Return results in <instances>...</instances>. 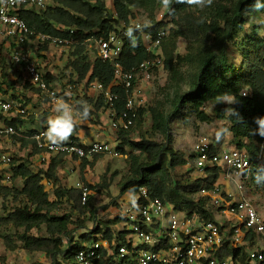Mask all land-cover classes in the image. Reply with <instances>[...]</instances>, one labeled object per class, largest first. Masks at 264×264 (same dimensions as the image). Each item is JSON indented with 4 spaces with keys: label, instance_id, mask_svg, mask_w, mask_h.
Here are the masks:
<instances>
[{
    "label": "trees",
    "instance_id": "1",
    "mask_svg": "<svg viewBox=\"0 0 264 264\" xmlns=\"http://www.w3.org/2000/svg\"><path fill=\"white\" fill-rule=\"evenodd\" d=\"M51 1L52 4L44 9L22 7L19 16L36 33L74 41V44L68 46L70 54L66 63V68L71 71L70 85L78 86L84 83L90 90L94 84H101L103 90L118 95L111 106L102 90L99 89L97 95L86 92L76 106L80 102L87 103L90 108L87 120L101 124V113L105 110H108L110 117L113 110L121 114L126 110L129 94L126 87L116 79V62H119L124 70L136 72L144 61L157 57L147 50L142 31L136 33L135 47L131 46L125 32L127 27L137 20L139 10H145L153 16L156 10L163 6L162 0H113V11L109 8L107 0ZM252 3L253 0H213L210 7L201 10L173 0L171 10L167 9V17L172 26L163 42L161 57L164 68L171 73L170 80L187 79L189 87L186 91L176 92L169 111L157 104L145 108L140 103L134 124L129 129H113L117 133L119 153L128 155L129 169L119 182L120 199L112 198L103 206L105 210L119 206L125 195L136 194L144 187L153 198L168 202L176 209H187L189 214L197 210L209 216L207 205L211 197L202 196L196 202V195L202 188H214L221 168L209 167V178L205 184L201 174L197 177L178 178L176 169L186 165L188 158L183 151L174 147L171 131L175 117L183 108H189L196 113L201 121L212 122L214 118L206 113L203 107L209 101L217 100L223 93L235 95L240 103L232 106L223 104L218 108L216 118L227 122L228 129L236 141L234 148L246 149L251 153L253 163L249 182L255 181L258 167L264 165V155L260 159L257 158L264 138L253 135L256 128L254 118L264 116V28L250 24L248 15L264 14V9L253 10ZM261 3H264V0H261ZM165 25V21L158 22L152 17V26L145 29L156 36L158 30ZM112 34H118L123 41L120 57L115 62L96 55L93 57L89 52L87 40L91 37L107 39ZM180 38L187 41L185 54L176 53ZM4 41L0 43V53L3 49H13L14 52L15 45H9L5 38ZM47 47L48 45L43 43L30 44V51L39 68L36 54L38 53V57ZM0 62L3 64V61ZM24 65L25 63L22 66ZM182 68H185L186 76ZM0 72L1 94L12 93L15 97H20L21 88L32 94L30 96H47L26 75L11 79L4 68ZM41 72L50 87L52 82L59 78L51 71L41 69ZM246 90L248 95H241ZM24 96H27V93ZM55 96L61 97L63 93H55ZM27 98L28 101L25 107L23 106L25 109H28L31 102V97ZM46 100H50V97ZM226 107H235L243 120L228 114ZM25 113L11 114L12 117L3 119L5 125L17 130L18 134L11 136L21 144L22 149L29 152V155L15 157L9 162L11 184L4 183L5 177L0 176L3 208L0 213V237L9 250H15L22 245L30 252L45 253L51 264H72L77 253L100 234L112 239L119 218L113 217L106 221L97 218L100 207L96 206L92 191L100 185L91 184L84 178L83 187L68 186L63 183L60 171L71 159H80L82 169L92 166L102 153H95L91 158L70 155L67 151L53 154L47 147L38 145L34 138L39 131L37 128L20 131L23 125L20 118L24 117ZM50 113L45 110L41 115L44 128L48 126ZM146 113L151 115L152 131L163 135V141L152 138L144 131L142 119ZM31 118L34 119V115ZM134 126L140 131L138 139L131 137ZM83 128L84 125L78 122L72 136L64 144L86 146L78 135ZM209 151L214 152L216 148L211 146ZM45 153H52L46 167L34 168L35 164H38L35 159H42ZM101 184L109 187L108 182ZM261 185L264 187V184ZM84 187L88 189L85 202ZM12 228L16 231L5 232V229ZM33 230L38 233H33ZM248 241V244L233 250L227 246L220 255L236 257L241 254L245 260L249 249L256 246L257 238L249 233Z\"/></svg>",
    "mask_w": 264,
    "mask_h": 264
},
{
    "label": "built area",
    "instance_id": "2",
    "mask_svg": "<svg viewBox=\"0 0 264 264\" xmlns=\"http://www.w3.org/2000/svg\"><path fill=\"white\" fill-rule=\"evenodd\" d=\"M51 4V0H0V36L7 39L9 45H15L13 60L21 66L25 75L42 89V92L52 97L55 92L50 89L42 75L30 51V44L68 47L74 44V41L36 33L19 16L22 7L44 9ZM137 23L140 22L135 21L134 24ZM169 24L161 27L156 36L145 28L142 31L147 50L157 56L155 59L144 61L136 72L126 71L116 62V79L126 87L129 95L125 111L121 114L111 111L112 129H129L134 124L138 104L143 101L140 86L151 80L156 71L164 68L162 45L170 32L172 23ZM87 43L91 47L95 46L96 56L112 62L120 57L123 48V41L118 34H112L107 39L91 37ZM94 86L102 90L105 99L113 106L118 95L103 90L101 84ZM243 93L248 95L249 92L246 90ZM25 112V108L15 107L13 99L0 93V113L17 115ZM46 130L47 127L39 130L34 138L40 147H47L53 153L67 151L70 155L91 158L95 153L113 151L110 143L106 141H94L86 146L63 144L56 148L44 136ZM0 132L6 135L18 134L14 127L5 124ZM195 150L204 184L209 178V167L221 168L214 188H202L196 195V202L202 196L211 197L207 205L209 216L197 210L189 214L187 209H176L168 202L153 198L143 187L136 194L125 195V198L120 200V205L114 207L119 210L115 216L119 218V223L114 228V237L109 239L100 234L77 253L72 264H264V218L254 201L243 191L244 184L249 182L252 176L251 153L239 148L210 152L206 141L198 143ZM263 155L264 141L257 158L260 159ZM48 157L44 156L43 160ZM4 160L5 164H9L11 158L5 156ZM221 179L235 184L234 193H228L221 188ZM78 187H83V184L78 183ZM84 190L83 202L87 199V187H84ZM221 217L231 225L227 227V224L220 221ZM249 233L257 238V244L249 249L245 260L241 254L236 257L220 255L227 246L233 250L248 244Z\"/></svg>",
    "mask_w": 264,
    "mask_h": 264
},
{
    "label": "rangeland",
    "instance_id": "3",
    "mask_svg": "<svg viewBox=\"0 0 264 264\" xmlns=\"http://www.w3.org/2000/svg\"><path fill=\"white\" fill-rule=\"evenodd\" d=\"M109 8L113 11V0H107ZM152 17L160 21H165L169 24V18L167 17V9L164 6L159 7L153 16H151L145 10H139L136 22L143 24L144 22H150L152 25ZM248 20L250 24L257 25L264 28V14L253 13L248 15ZM170 25V24H169ZM4 38L0 36V43H4ZM187 41L180 38L178 41L177 54H185ZM90 54L95 57V46L91 47L88 45ZM234 50V48H232ZM70 54L69 47L60 45H48L47 49L42 51L36 58L42 70L46 72L51 71L57 77V80L52 82L50 87L55 93H63V97L68 101V103L76 106L80 97H84L86 92H90L92 95H97L98 88L93 87L90 90L87 89L84 83L78 86L70 85L69 79L71 78V71L66 68V63L68 61ZM0 71L2 68L6 71L11 79H17L19 75L25 76V72L21 67H19L13 60V49H3L0 53ZM184 76H186L185 68H182ZM1 73V72H0ZM171 73L165 69L160 68L155 72L154 77L151 80L145 81L144 90L145 93L142 97L143 101L142 107L148 108L150 105H159L165 110L171 109L172 100L177 91H186L188 89V81H176L170 80ZM21 93L20 97H15L12 93L6 95L7 98L13 99L15 107L23 108L25 103L28 101L27 97H31V102L26 109L24 117L20 119L23 120V125L20 131H25L28 128L34 127L37 129H44L42 126L41 115L45 113V110H49L52 117L55 113L53 111L52 97L49 95L42 96L41 94H32L24 89L19 88ZM92 90V91H91ZM27 93V96L24 94ZM46 94V93H45ZM50 97V100H46ZM57 97V96H55ZM22 99V100H21ZM223 104L218 103L217 100L209 101L203 107L204 111L211 115L214 120L212 122L201 121L197 114L191 111L189 108H183L179 115L175 117L172 124V139L174 147L180 151H183L188 158V163L184 166L178 167L176 169V175L178 178L187 177H197L200 175V168L197 162L196 145L202 141H206L209 146H214L217 150L230 149L236 147L235 139L230 133L227 122L216 118L217 110ZM34 115V119L31 116ZM12 117L9 113L0 114V129L3 128L4 118ZM143 120V129L147 135L154 139L160 141L164 140L163 135L160 133H154L151 129L152 118L149 113H146ZM8 121V120H7ZM101 124L92 123L89 120H84L80 123L84 125V130L86 134L81 131L84 138L88 135H94V139L97 137L100 140H105L106 142L110 139L112 145V152L102 153L99 160L92 166L82 169L81 161L79 163L70 160L60 171V177L68 186H78V183H84V178L91 184L100 185L95 191H92L94 195V202L96 206L100 207L97 214L98 219L109 220L118 215L119 210L111 207L109 209H104L103 206L107 205L112 198L120 199V187L119 182L124 174L127 173L129 169V162L127 160L128 155H122L119 153L117 147L119 145L117 138V133L112 129L111 117L108 110L102 111L101 113ZM8 123V122H7ZM221 131L223 133L221 139L218 141L216 139V133ZM101 132V133H100ZM107 133L108 137L102 133ZM98 135V136H97ZM140 136L139 128L134 126L131 137L133 139H138ZM115 137V138H114ZM29 152L26 149L21 148V144L16 142L11 135H6L0 132V176L3 175L5 178L4 183L11 184L9 165L5 164L4 157H10L11 159L15 157L25 156L27 157ZM36 157H34L35 159ZM44 161L43 158H36V163L34 168L46 167L48 163V158ZM107 180V181H105ZM103 182H108L109 187H104ZM221 188L224 191L234 193L235 184L220 180ZM243 191L246 196L252 201H254L259 212L264 218V187L261 184L256 183V181L247 182L244 184ZM68 209V208H67ZM2 197L0 196V213H2ZM222 223L227 224V227L231 225L224 217L220 218ZM91 225L92 222H89ZM16 231L15 229H5V232ZM83 231V230H81ZM80 231V232H81ZM78 232V233H80ZM33 233H38L37 230H33ZM43 233V232H42ZM0 264H51V260L46 256L45 253L41 252H30L20 245L15 250H9L6 248L3 239L0 237Z\"/></svg>",
    "mask_w": 264,
    "mask_h": 264
},
{
    "label": "clouds",
    "instance_id": "4",
    "mask_svg": "<svg viewBox=\"0 0 264 264\" xmlns=\"http://www.w3.org/2000/svg\"><path fill=\"white\" fill-rule=\"evenodd\" d=\"M176 3H184L189 6L198 7L201 10L210 7L213 0H175ZM163 6L166 9L171 10L173 0H162ZM253 10L259 11L264 9V3L261 0H253ZM150 26V22H144L143 24L137 23L127 27L125 35L131 42V46L135 47L137 44L136 33L143 31L144 28ZM242 93L241 95H246ZM217 102L225 105H235L240 103L237 97L231 93H223L217 97ZM54 115L48 119L47 130L44 133L47 141L54 147L59 148L66 143L72 136L75 127L78 122L87 120L90 115V108L86 102H80L78 106H74L63 97H52ZM225 111L236 116L238 119L243 120L238 110L235 107H226ZM256 124V128L253 130V135H258L264 138V116H257L253 121ZM223 133L218 131L216 133V139L219 141ZM255 181L258 184H264V165L258 167L255 174Z\"/></svg>",
    "mask_w": 264,
    "mask_h": 264
},
{
    "label": "crops",
    "instance_id": "5",
    "mask_svg": "<svg viewBox=\"0 0 264 264\" xmlns=\"http://www.w3.org/2000/svg\"><path fill=\"white\" fill-rule=\"evenodd\" d=\"M144 83H143V85H141L140 86V89L142 90V94L144 95V93H145V90H144ZM44 128V127H43ZM38 130H40V129H38ZM81 131H83L84 132V134H86V130H84V129H82V130H80V132H79V137H80V140H81V142L84 144V145H88V144H90V143H92V142H94V141H103V140H100L98 137L96 138V139H94V135H88L87 136V138H84V134L82 135V133H81ZM101 133V132H100ZM104 135H105V137H108V135H107V133H105V132H102ZM87 135V134H86ZM98 136V135H97ZM109 138V137H108ZM115 138V137H114ZM106 140H108L107 142H109V143H111V140L110 139H106ZM105 141V140H104ZM114 141H116V139L114 140ZM112 144V143H111ZM110 144V145H111ZM112 146V145H111ZM217 151H219V150H217ZM53 154H55V153H53ZM51 155H52V153H45L44 154V156H49L48 157V161H49V159H50V157H51ZM43 156V157H44ZM42 157V158H43ZM71 160H73L74 162H76V163H79L80 162V159L79 160H74V159H71ZM44 161H46V160H44ZM220 183V182H219Z\"/></svg>",
    "mask_w": 264,
    "mask_h": 264
}]
</instances>
